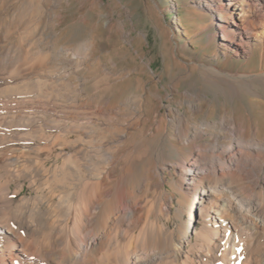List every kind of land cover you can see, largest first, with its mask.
Masks as SVG:
<instances>
[{
  "label": "bare ground",
  "instance_id": "6f19581e",
  "mask_svg": "<svg viewBox=\"0 0 264 264\" xmlns=\"http://www.w3.org/2000/svg\"><path fill=\"white\" fill-rule=\"evenodd\" d=\"M64 2L0 0V264H264V56L233 71L177 49L163 93L124 21L136 64L117 69L111 45L96 54L112 11L82 47L63 41ZM198 3L215 61L264 51V0ZM128 82L133 94L106 97ZM209 88L226 96L217 118ZM242 91L259 95V115L228 106Z\"/></svg>",
  "mask_w": 264,
  "mask_h": 264
},
{
  "label": "rangeland",
  "instance_id": "374dc122",
  "mask_svg": "<svg viewBox=\"0 0 264 264\" xmlns=\"http://www.w3.org/2000/svg\"><path fill=\"white\" fill-rule=\"evenodd\" d=\"M104 1L105 2L92 9L89 8V0H71L68 4L64 2V20L61 26L63 30L62 40L69 41L71 45L82 47L91 36L90 28L92 22L94 24L99 20L100 15L98 12L101 10L104 12H107V10L108 12L112 11L115 24L112 29L111 41L109 43L106 40L107 38H105V35L108 34V28L106 22H104L97 30L98 43L95 50L96 54L101 55L103 61L106 60L104 52L106 48L111 45L114 46L113 56L117 61V69L129 68L136 64V61L132 58V55L134 53L136 54V52L129 42L124 41L122 32L119 28L121 20L124 21L126 23V29L131 30L132 36L136 37L134 43L135 45L137 43L136 47L140 48V52L144 55L145 61H148L150 58L152 59L151 68L149 69L146 67L147 70L150 71L153 69V71L157 73L164 72V78L159 82L163 93H166L163 84L171 78L173 71H181V66L171 61L172 53L177 49L184 58H191L199 62L211 61L217 64L219 62V64L225 66L226 69L233 71L258 70L263 65L261 57L264 56V51L261 50V48L254 49L247 58H235L230 52H227L229 58L226 59L221 54L215 61L211 56L218 48V43L215 40L210 42L211 35L215 29L209 28L204 30V26L210 23L212 14L201 6L198 0ZM85 9H87V15L84 17L85 20H80L79 16L82 10ZM38 11L39 9L36 8L34 11L35 16ZM141 32L144 33L142 37L139 36ZM141 60L142 59L139 57V61ZM101 75V67H97L94 71V78L88 85L91 91L100 84L98 81L102 79ZM197 81L202 84V87L206 88L199 70H196L191 78V83ZM135 91L136 82H128L123 85V87L107 91L106 97L113 95L114 98L118 100L122 96H130ZM261 91L264 92V89H261ZM208 92L210 93V97L215 98L212 93V88H209ZM241 95L234 97L235 100H230L228 106H235L238 108L239 114H247L248 110L253 109L259 115L260 108L254 101L257 96L260 98L259 95L251 94L248 91H242ZM211 102L215 105L212 115L217 118L223 113V109L227 106L226 96L220 94ZM206 113L205 111L204 114ZM168 155L174 157L178 155V151L175 147L170 145ZM185 218L188 220L186 214ZM191 223L195 224L196 218H191L190 224Z\"/></svg>",
  "mask_w": 264,
  "mask_h": 264
}]
</instances>
